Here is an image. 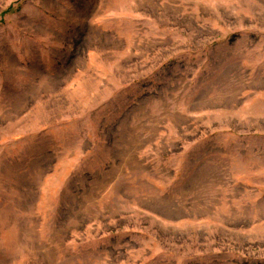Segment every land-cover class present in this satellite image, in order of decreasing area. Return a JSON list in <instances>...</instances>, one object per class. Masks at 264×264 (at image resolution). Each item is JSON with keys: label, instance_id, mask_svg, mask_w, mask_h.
<instances>
[{"label": "rangeland", "instance_id": "1", "mask_svg": "<svg viewBox=\"0 0 264 264\" xmlns=\"http://www.w3.org/2000/svg\"><path fill=\"white\" fill-rule=\"evenodd\" d=\"M0 264H264V0H0Z\"/></svg>", "mask_w": 264, "mask_h": 264}]
</instances>
